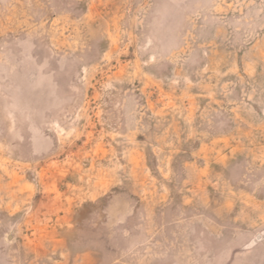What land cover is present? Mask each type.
<instances>
[{
    "label": "rangeland",
    "instance_id": "rangeland-1",
    "mask_svg": "<svg viewBox=\"0 0 264 264\" xmlns=\"http://www.w3.org/2000/svg\"><path fill=\"white\" fill-rule=\"evenodd\" d=\"M264 0H0V264H264Z\"/></svg>",
    "mask_w": 264,
    "mask_h": 264
},
{
    "label": "water",
    "instance_id": "water-1",
    "mask_svg": "<svg viewBox=\"0 0 264 264\" xmlns=\"http://www.w3.org/2000/svg\"><path fill=\"white\" fill-rule=\"evenodd\" d=\"M263 239H264V232H262L260 235H258V236L256 237V239H255L254 241H252V242L247 246V248L252 247L254 244H256L257 241H261V240H263Z\"/></svg>",
    "mask_w": 264,
    "mask_h": 264
}]
</instances>
